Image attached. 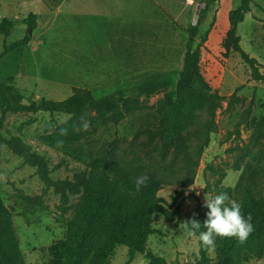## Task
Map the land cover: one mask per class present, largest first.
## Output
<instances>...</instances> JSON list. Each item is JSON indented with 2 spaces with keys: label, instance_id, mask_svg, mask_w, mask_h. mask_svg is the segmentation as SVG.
<instances>
[{
  "label": "rangeland",
  "instance_id": "1",
  "mask_svg": "<svg viewBox=\"0 0 264 264\" xmlns=\"http://www.w3.org/2000/svg\"><path fill=\"white\" fill-rule=\"evenodd\" d=\"M204 1L197 0L199 11ZM252 1L251 12L237 34L242 50L257 61L264 74V0ZM157 2L166 10L152 3L147 7L146 0H120L119 15H143L155 21L125 23L108 18L110 7L114 9L117 3L114 0H0V22L3 18L15 22L10 36L0 37V51L4 41L11 44L27 34L22 21L30 13L38 16L29 44L0 62V82L11 76L25 103L62 101L71 96L73 87L90 90L97 100L116 104L139 100L137 109L119 126L101 130L71 150L55 137L68 116L39 112L4 117L0 110V196L12 214L27 264H48L49 247L65 238L78 198H70V210L60 221V197L53 189L43 197L46 210L27 211L17 191L41 195L45 186L36 169L25 165L2 142L10 136H20L44 155L54 180L82 172L100 149L118 139L117 154L126 168L141 176L155 173L166 181L157 195L167 206H179L184 219L198 203H205L206 195L211 198L216 188L234 187L246 164L259 169V188L264 192V141L256 130V122L264 115V80L253 77V69L239 54L231 52L225 59L221 47L229 13L240 0H218L210 6L194 38L195 46L202 45L201 70L212 90L228 99L232 94L239 98L232 105L228 100L223 102L211 122L206 113H198L196 124L186 130L185 135L191 137L195 129L208 123V147L200 154L192 141L186 152L174 153L150 142L144 134L156 106L174 89L189 40L187 30L196 16L194 7L185 6V0ZM204 37L207 41L202 43ZM181 223L155 215V233L149 238L148 249L168 264H214L213 250L206 248L198 235L189 236L180 228ZM127 251L124 246L117 247L108 264H125ZM131 264H147V260L138 254ZM246 264H264V257Z\"/></svg>",
  "mask_w": 264,
  "mask_h": 264
},
{
  "label": "trees",
  "instance_id": "2",
  "mask_svg": "<svg viewBox=\"0 0 264 264\" xmlns=\"http://www.w3.org/2000/svg\"><path fill=\"white\" fill-rule=\"evenodd\" d=\"M59 0H56V2ZM218 0H205L198 19L187 33L189 40L182 57L174 89L164 95L152 115V121L143 131L150 142H158L164 150L173 149L174 153L188 150V142L195 141L200 154L210 142V125L197 128L185 135L188 127L194 126L198 113L204 112L213 121L222 103L232 105L239 98L232 94L229 99L213 91L201 70V43L195 46L194 38L198 35L200 22L204 19L210 6ZM252 0H240L237 8L229 13V27L221 44L223 56L227 59L231 52L253 69V77L264 80V74L257 66V61L250 58L240 46L238 27L244 22L246 14L251 12ZM35 13H30L22 22L27 26V34L11 44L3 42L0 62L9 54H18L30 42L29 31L37 28ZM15 22L3 18L0 22V37L8 38ZM206 37L201 39L205 43ZM10 76L7 82H0V110L4 117L19 114L66 115L68 119L58 127L55 137L67 149L74 144L94 138L101 130L119 126L139 105L138 99H127L122 104L110 100H97L90 90L73 87L72 94L65 100L53 101L41 99L25 103ZM84 116L90 122V130L75 131L73 125H79ZM1 124V123H0ZM66 128L68 135L61 136L60 129ZM258 136L264 141V115L256 122ZM13 154L22 159L25 165L34 167L44 184L41 195L28 196L18 190V198L26 205L27 211L46 210L44 195L53 189L59 195L57 205L60 221L70 210V198L77 197L72 218L67 223L66 236L49 247L48 264H108L119 246L127 248V261L131 264L138 254H144L147 264H168L164 257L148 249L151 235L155 233L153 218L161 215L165 219L176 218L179 221L191 220L194 216L201 222L200 231H205L203 223L208 209L204 203H198L186 219L181 208L167 206L158 197L159 190L166 181L155 173H147L146 186L139 191L135 180L139 174H132L119 158V140L115 139L105 145L95 155L86 169L76 172L71 178L54 180L51 176L47 158L24 142L20 136L1 139ZM264 145V144H263ZM220 192H227L229 197L242 207L247 217L250 213L254 231L244 242L238 238H216L214 264H246L253 259L264 257V192L259 188V169L246 164L234 187L221 186L211 197ZM199 236V233H197ZM205 251V250H203ZM205 257V254H204ZM0 264H27L20 248L19 239L13 224L12 214L4 205L0 196Z\"/></svg>",
  "mask_w": 264,
  "mask_h": 264
},
{
  "label": "clouds",
  "instance_id": "3",
  "mask_svg": "<svg viewBox=\"0 0 264 264\" xmlns=\"http://www.w3.org/2000/svg\"><path fill=\"white\" fill-rule=\"evenodd\" d=\"M65 121H61L64 123ZM73 129L79 131H89L90 122L84 116L80 118L79 125H73ZM60 135H68L66 128L60 129ZM148 177L140 176L135 180L137 191L143 186H146ZM208 209L206 213V220L203 223L205 231H200L201 222L195 218L186 220L180 224V228L187 231L189 236L196 237L199 233V241L209 249L215 248L216 238H238L240 242H244L254 231L252 224V216L249 213L247 217L242 213L241 205L231 199L227 192H220L215 196L209 198L205 197L203 205Z\"/></svg>",
  "mask_w": 264,
  "mask_h": 264
},
{
  "label": "crops",
  "instance_id": "4",
  "mask_svg": "<svg viewBox=\"0 0 264 264\" xmlns=\"http://www.w3.org/2000/svg\"><path fill=\"white\" fill-rule=\"evenodd\" d=\"M116 1V5L114 4L115 8L112 9V7H110L109 9V13H108V18L111 20H121L125 23H139V22H155V21H150L151 19L145 17V16H122L119 15L117 12L120 11L119 8L117 7L118 3L120 2V0H114ZM147 2V7H149V5L152 3L155 6L159 7V8H164V10H166V8L164 7V4L162 2H157V0H146ZM197 0H185V6L187 7H194L193 8V13H195L197 11V7L198 4L196 3ZM116 9V10H115ZM193 19V17L191 18V20ZM173 22H176V20H173ZM134 42V41H133ZM134 53H136V51H134Z\"/></svg>",
  "mask_w": 264,
  "mask_h": 264
},
{
  "label": "water",
  "instance_id": "5",
  "mask_svg": "<svg viewBox=\"0 0 264 264\" xmlns=\"http://www.w3.org/2000/svg\"><path fill=\"white\" fill-rule=\"evenodd\" d=\"M198 14H199V7H198V9H197V11H196V16H195V23H196V21H197V18H198ZM194 23V24H195ZM32 31H29V33H31ZM261 72H262V70H260Z\"/></svg>",
  "mask_w": 264,
  "mask_h": 264
}]
</instances>
